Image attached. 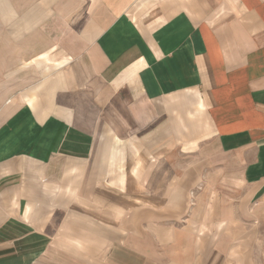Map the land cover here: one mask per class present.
<instances>
[{
    "label": "crops",
    "instance_id": "crops-1",
    "mask_svg": "<svg viewBox=\"0 0 264 264\" xmlns=\"http://www.w3.org/2000/svg\"><path fill=\"white\" fill-rule=\"evenodd\" d=\"M0 264H264V0H0Z\"/></svg>",
    "mask_w": 264,
    "mask_h": 264
}]
</instances>
